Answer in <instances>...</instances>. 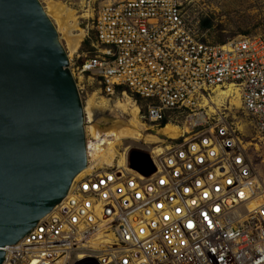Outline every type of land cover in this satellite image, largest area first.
Masks as SVG:
<instances>
[{
    "label": "built area",
    "instance_id": "1",
    "mask_svg": "<svg viewBox=\"0 0 264 264\" xmlns=\"http://www.w3.org/2000/svg\"><path fill=\"white\" fill-rule=\"evenodd\" d=\"M90 21V49L69 61L75 81L108 100L130 97L157 130L189 132L164 138L161 152L130 147L122 165L88 162L66 198L4 248L3 264H264V183L252 144L227 108L213 106L216 88L233 87L264 138V40L212 43L187 0L109 3Z\"/></svg>",
    "mask_w": 264,
    "mask_h": 264
},
{
    "label": "water",
    "instance_id": "2",
    "mask_svg": "<svg viewBox=\"0 0 264 264\" xmlns=\"http://www.w3.org/2000/svg\"><path fill=\"white\" fill-rule=\"evenodd\" d=\"M69 66L38 0H0V264L88 167Z\"/></svg>",
    "mask_w": 264,
    "mask_h": 264
},
{
    "label": "bare ground",
    "instance_id": "3",
    "mask_svg": "<svg viewBox=\"0 0 264 264\" xmlns=\"http://www.w3.org/2000/svg\"><path fill=\"white\" fill-rule=\"evenodd\" d=\"M45 13L55 23L56 31L60 35L59 41H65L68 51L67 57L70 61V58L79 51L85 37V32L80 28L77 12L70 6L51 2L45 9ZM87 13V18H92L91 12L88 11ZM98 94L91 97L83 111L85 115L86 146H89V150H86L87 161L96 164L99 168L122 165L130 152V147L144 146L148 151L155 149L157 152H161V145L165 143V140L161 138L178 140L189 132L188 126L179 127L174 123H168L157 135H146L151 132L149 130L153 131L154 128L141 120L140 108L130 97L125 96L123 99L115 101L105 100L99 97ZM214 94V100H217L213 101L215 102L213 103L214 108L218 107L220 111L227 108L229 113L238 110L243 112L240 95L233 87L216 88ZM214 108L211 107V112ZM211 112L209 111V115ZM107 117H111L114 122L109 127L101 128V125L107 121ZM241 124L242 122H239L238 126L244 137L247 125L240 127ZM252 128L256 132L259 141L263 142V136L255 127L252 126ZM128 144L127 148H123ZM89 169L90 166L80 173L75 181L81 180L88 174Z\"/></svg>",
    "mask_w": 264,
    "mask_h": 264
},
{
    "label": "rangeland",
    "instance_id": "4",
    "mask_svg": "<svg viewBox=\"0 0 264 264\" xmlns=\"http://www.w3.org/2000/svg\"><path fill=\"white\" fill-rule=\"evenodd\" d=\"M38 1L44 8V11L47 9L49 3L57 2L66 6H70V8H73L77 12L80 28L85 32V36L86 34H89L90 37V40L86 39L84 43H81L80 45L81 49H79L80 51L77 53L82 54L86 53L90 49V42L94 39L91 32L92 22L90 21V18H87V12L90 11L93 15L94 11L97 12L104 5L121 2L123 0ZM187 10L190 20L193 22V24L198 23L203 31H209L207 38L214 44H222L231 40H235L239 37L260 38L264 40V0H187ZM48 18L50 19V17ZM51 22L55 26V23L52 20ZM58 36L60 35L58 34ZM60 43L65 49L66 53H68L65 41L62 40ZM71 58L76 59V54ZM76 84L81 90L83 87H86L87 80H83L81 78L76 79ZM80 90L79 94L84 108L91 97L97 95L98 93L96 90L88 89L87 87L84 89V92H81ZM98 96L102 97L100 94H98ZM104 99L107 100L106 98ZM228 114L229 113H227V115ZM229 117L230 121L234 123L238 124L239 122H242L240 127L247 125L244 132V140L246 143L252 144L250 148L251 151L254 152V164L257 168L259 176L264 182V141H259L256 132L252 128L250 119L245 116L242 111H231ZM113 122L114 120L111 117H107V121L101 125V128L109 127ZM182 125L183 124H180L179 127ZM163 128L164 126L158 130L156 128H154L153 131L149 130L151 132L147 133L146 135H157L158 132ZM161 139L165 140L164 138ZM128 146L129 144L123 148H127ZM256 146L259 147V152H255L254 148H256Z\"/></svg>",
    "mask_w": 264,
    "mask_h": 264
}]
</instances>
